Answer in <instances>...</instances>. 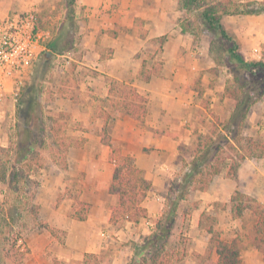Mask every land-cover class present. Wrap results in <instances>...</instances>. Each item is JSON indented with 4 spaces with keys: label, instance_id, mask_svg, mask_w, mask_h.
<instances>
[{
    "label": "crops",
    "instance_id": "0c3cea01",
    "mask_svg": "<svg viewBox=\"0 0 264 264\" xmlns=\"http://www.w3.org/2000/svg\"><path fill=\"white\" fill-rule=\"evenodd\" d=\"M44 2L0 0V20L13 11L22 12ZM75 3V16L83 10L87 24L80 32V60L73 62L77 63L76 71H94V99L81 100L83 105H78L65 95L56 97L52 107L58 109L57 116L69 117L72 114V120L81 122V129L71 130V135L65 131L62 133L76 140L83 139L84 142L67 149L63 169L53 173L40 170L42 173L38 175L39 183L34 195L38 220L64 232L62 246L55 244V248L57 259L65 262L81 260L84 253H99L102 240L107 236V228L113 227L117 235L122 231L112 226L117 223H109L110 207L117 205L118 199L107 192L113 164L109 161L110 148L102 145L98 136L104 125L99 113H110V99L117 100L109 95L112 81L130 84L147 98L146 114L141 121L125 112H115L111 113L112 118L107 122L112 147L119 148L124 156L130 157L149 184L141 203L146 209L147 218L136 223L120 220L130 236L135 235L133 232L139 230L140 226L146 225L141 230L140 239L150 233L147 227L150 225L147 221L149 217H155L161 210L157 206L164 200L159 194L164 189L162 180L171 177L174 172L179 173L178 180L192 159L198 138L209 134L216 120L225 121L231 113L223 120L214 119L206 134L196 135V132H205L200 124V119L204 118L203 112H206L201 98L210 96L213 104L217 92H221L223 87L218 83L212 89L207 87L214 78L208 72L215 67L207 55L209 45L204 44L199 54L192 34L179 27L178 18L183 11L178 9L177 0H76ZM137 24L140 25L141 34L136 33ZM222 24L229 34L237 37L242 53L249 48L255 50L264 46V15L224 16ZM163 36L166 40L159 51L157 39ZM155 45L157 47L152 49ZM143 59H147L149 66L154 64L160 67L159 75L153 76L147 83L138 79ZM197 82L205 87L202 93L195 89ZM7 97L11 96L7 93L0 104V118ZM82 109H87L88 113L84 114ZM91 116H95L96 122L94 127H87L86 121ZM8 145L0 138V147ZM191 145L190 155L180 153L181 148L187 149ZM178 158L180 161L176 162ZM0 184L5 188L4 184ZM69 185L73 187V196L60 197ZM236 191L264 206V159H245L233 178H228L224 170L213 178L205 191L191 190L188 198L191 193L196 194V199L202 201L207 207L206 211L210 212L216 203L230 204V198ZM4 194L5 189L0 196L3 198ZM152 194H157L158 202L150 196ZM76 201L90 205L84 221H76L68 216L76 207ZM228 212L233 218L240 219L233 215L230 207ZM247 213L250 214L244 212ZM197 226L200 227L199 222ZM46 233L42 235L53 239ZM240 255L243 264H264L262 254L252 245L241 250ZM29 256L26 264L46 263L40 255L32 253ZM214 260L216 262V255Z\"/></svg>",
    "mask_w": 264,
    "mask_h": 264
},
{
    "label": "trees",
    "instance_id": "16d2710c",
    "mask_svg": "<svg viewBox=\"0 0 264 264\" xmlns=\"http://www.w3.org/2000/svg\"><path fill=\"white\" fill-rule=\"evenodd\" d=\"M75 1L63 0L64 23H67L70 29L64 34L61 32L46 43L47 51L39 56L40 70L34 77L36 81L34 86L38 88H33V86L27 88L28 95L32 98L26 118L24 141L16 146L9 144L7 147H0V183L4 184L8 190L11 188L16 191L20 190L32 171L31 161L28 158L36 150H41L35 145L43 140L45 131L42 128L33 131L29 126V122L33 118L32 110L39 107L35 94L41 89L40 82L44 78L50 58L56 55L63 56L72 49L73 40L70 36H72L76 25ZM177 3L178 9L194 14L195 21L212 39L210 53L213 52L212 48L216 44L218 50L225 56L228 62L226 66L231 69L232 81H228L224 87L223 96L229 99L233 105L231 113L225 121L216 120L209 134L198 138L186 171L173 186L171 185L172 188L168 189L170 193H173V197L168 201L159 218L156 219L149 235L141 237L139 243L133 244L131 257L126 264H169L171 257L166 246L177 220L180 204L187 201L189 192L191 190L205 191L213 178L224 170L228 178H233L241 162L245 159H264V137L243 135V125L248 111L264 95V56L259 60H247L241 51V44L237 37L229 34L222 24L224 16L264 15V0L260 3L241 0H177ZM62 35L64 40L61 39ZM165 40V36L157 39L159 51ZM153 41L156 42V40ZM212 60L216 65L211 69V72H216L219 60L213 53ZM158 63L161 64L160 61ZM159 71L160 67H156L154 64L149 66L147 59H143L138 79L147 83L153 76H158ZM109 95L112 98L116 97L117 100L110 99V113L106 111L99 113V117L104 119V125L98 133L100 143L110 148L109 161L113 164L107 192L118 199L117 205L110 207L109 223L116 224L120 220L136 223L147 218L146 209L141 206V203L146 197L149 184L143 179L142 171L136 167L133 160L124 156L119 148L112 147L107 132V122L112 118L111 113L115 112H125L132 118L141 121L146 114L147 98L138 93L134 86L120 84L116 81L110 83ZM34 119L42 123L40 116H35ZM51 122L52 127L49 130L54 136L56 146L63 154L69 147L79 146L84 142L83 139L76 140L65 136L57 125V119H52ZM36 166L40 167L41 164L37 161ZM5 194L3 198H5ZM15 199H18V195L15 196ZM6 204L7 199H3L0 203V213H3L6 226L12 228L11 222L14 218L10 212L18 211V207L11 202L8 211H6L4 209ZM89 209L88 203L76 201V207L68 216L76 221H84ZM230 210L238 218H241L244 212H249L254 217L255 221L250 229L249 242L262 254L264 261V206L236 191L230 198ZM41 227L60 245L63 244L62 241H59V235L64 236L63 231L51 228L44 223H41ZM206 232L211 235L208 242L215 244L217 257L215 264H243L239 248L233 242L218 238L212 228H207ZM6 241L8 242V240ZM15 246L16 239L12 240L9 247L16 249ZM9 254L10 251H7L5 259L13 260ZM83 258L84 264H88L89 260L94 261L95 264H102L96 254L84 253ZM53 264L60 263L54 259Z\"/></svg>",
    "mask_w": 264,
    "mask_h": 264
},
{
    "label": "rangeland",
    "instance_id": "374dc122",
    "mask_svg": "<svg viewBox=\"0 0 264 264\" xmlns=\"http://www.w3.org/2000/svg\"><path fill=\"white\" fill-rule=\"evenodd\" d=\"M241 1L260 3L263 0ZM37 8L39 10L41 28L49 32L47 42L61 32L64 34L70 29L68 24L64 23L65 9L63 6V0H45L44 3L37 4ZM75 17V29L73 30L72 36H70L73 40L72 49L66 52L63 56L56 55L50 58L47 63L44 78L40 82L39 87L41 89L35 94L36 101L39 102V107L37 106L32 110L33 118L29 122V126L33 131L42 128L45 132L42 137L43 140L35 145L36 147L41 148V150H36L33 155L28 158L32 165V171L30 173L31 178L29 177L18 191L12 188L8 190L6 186L4 188V186L0 184V195L4 189H7L5 198L0 196V203L3 199H7V204L4 209L8 211L11 202L15 203L14 205L18 207V211L12 210L10 212L14 218L13 222H11L13 225L12 228L6 226V220L3 218V213H0V264H26V261L30 257L29 255L32 253L42 256L46 261V263L43 262L44 264H53L54 259L59 261L60 264H84L83 255L81 260L78 261L71 260L65 262L57 259L55 244L59 246L60 243L54 238L51 239L50 236L46 238L42 235L43 233H46V231L41 229L42 222L38 220L37 206L34 204V195L39 183L38 175L42 173L40 170L53 173L54 171H58L57 169H63L65 164L64 154L60 151V148L56 146L57 144L54 141V136L49 130L52 127L51 120L57 119V125L63 132L65 131L66 134H69L73 129H81V122L74 118V120H72L70 117L72 114H70L69 117L57 116L58 109L52 107V104L57 96L64 95L66 98L77 102L78 105H83V101H86L89 98L94 99V87L92 86L93 79H95L94 71L90 69L76 71L77 63L73 62L80 60V32L82 31L81 28L87 24V18L84 15L83 10H80V13L76 14ZM178 22L179 27L184 32L192 34L194 38V46L199 48L197 49L199 54L202 47H204V44H208V57L212 59L213 53L219 60V64L216 66V72H208V74L214 78L207 84V87L212 89L216 83H218L223 88L220 90L221 92H217V97L213 104L210 101V96L201 98V103L205 106L206 112H203L204 118L203 120L202 118L200 119V124L201 128H205V132H196V135H204L210 129L211 123L214 119L218 118L223 120L232 109V102L223 97L224 87L228 81H232V74L230 73L231 69L226 66L228 62L226 61L225 56H223L218 50L216 44L212 48L213 52L210 53V42L212 39L195 21L193 13L183 11L178 18ZM136 26L138 27L136 33L141 34V28H139L140 25L137 24ZM61 39L64 40V36ZM156 47L157 46L155 45L152 49ZM243 54L247 60H258L260 57L264 56V46L255 50L250 48L248 50H243ZM39 62L40 57H38L33 63L18 96H16V100L14 101L11 97H7L5 104H3V114L0 118V138L7 141V145L12 144L13 146H16L24 141L26 118L31 102L30 99L32 98V96L28 95L27 88L29 86H33V88L37 87L34 86V83H36L34 77L40 70ZM215 65L216 64L214 63V66ZM203 88L205 87L200 86L198 82L196 83L195 89H199L200 92H203ZM83 113H88V110H84ZM35 116H40L42 123L37 119H34ZM86 122L88 123L87 127H94L96 122L95 116H91ZM243 133L245 136H255L258 134L264 137V95L248 111L243 125ZM192 147L193 146L191 145L187 149L181 148L180 153L188 156L190 155ZM37 161L41 164L40 167L36 166ZM177 161H180V159H176V162ZM178 176L179 173L174 172V175L162 180L164 182V189L161 190L159 194L164 200L163 202H160L159 206H157L158 208H161V210L157 212L156 216L149 217L147 220L148 223H150L147 227L150 229L154 227L156 219L159 218L160 214L165 209L166 204L173 197V193H170L168 189L170 187L172 188L173 184L177 182L176 180ZM72 188L73 187L70 185L67 186L65 191L60 194V197L61 195L73 196ZM16 195H18V199H15ZM195 195L196 194L191 193L187 201L180 204L178 217L173 226L170 240L166 246V250L171 257L169 264H215V244H210L208 242L211 235L207 234V228H212L218 238L224 241L233 242L235 246L239 248L240 252L251 246L249 236L251 226L255 221L253 216L247 213L243 214L240 219L233 218L231 213L228 212V208L230 207V204L228 203H216L214 204L213 210L207 212V207L201 203L202 201L197 200ZM150 196L155 198L158 202L159 198L155 197L157 194H152ZM59 200L60 199H58V201ZM197 222L201 223L200 227L197 226ZM112 226H115V228H121V234L117 235L113 227L107 228V231L105 230L107 236L102 240L101 250L96 255L99 257L102 264H122L128 262L132 254V246L134 243H139L141 230L143 227H146V225L140 226V228H138L139 230L133 232L135 235L132 236L126 232L127 229L125 228L123 221H119L117 225ZM147 234H149V232L146 233V235ZM63 237V235H59V241L63 242ZM15 239L16 249H11L9 245L12 240ZM6 240H8V242ZM7 251H10L9 255L13 260L11 259L8 261L5 259ZM88 264L95 263L94 261L89 260Z\"/></svg>",
    "mask_w": 264,
    "mask_h": 264
},
{
    "label": "built area",
    "instance_id": "2783aa9c",
    "mask_svg": "<svg viewBox=\"0 0 264 264\" xmlns=\"http://www.w3.org/2000/svg\"><path fill=\"white\" fill-rule=\"evenodd\" d=\"M39 18L38 8L31 7L0 20V104L7 93L16 100L33 63L46 51L49 32Z\"/></svg>",
    "mask_w": 264,
    "mask_h": 264
}]
</instances>
